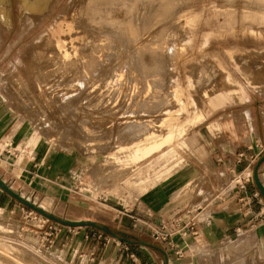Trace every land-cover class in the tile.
Masks as SVG:
<instances>
[{
	"label": "rangeland",
	"instance_id": "rangeland-1",
	"mask_svg": "<svg viewBox=\"0 0 264 264\" xmlns=\"http://www.w3.org/2000/svg\"><path fill=\"white\" fill-rule=\"evenodd\" d=\"M4 1H1L4 15L0 19V109L6 106L13 116L3 118L0 127V189L7 197L4 204L0 205V264L158 263L144 248L129 246V241L139 243L141 239H132L126 233L132 230L131 224L136 219H142L141 216H134L135 219L128 217L135 212L138 198L152 189L161 188L166 200L175 204L170 214L165 213L169 219V223L167 220L165 223L175 245L173 249L161 245L167 259L181 260L192 256L187 248H182L184 240L180 234L186 235L190 241L204 239L201 229L206 227L203 223L208 219L197 217V213L203 209L194 206L198 201L195 199L199 198L200 202L206 190L209 193L208 200L212 201L213 198L215 201L210 204L206 202V206L223 207L229 212L238 211L240 206H244L243 202L239 206L235 205L238 204V198L234 203L232 198L236 194L233 191L248 179V184H244L246 195L251 197L253 192H258L261 202L257 204L251 199L250 206L264 207L263 194L254 180L256 173L264 189V180L260 176L264 171V154L250 166L248 178L236 183L240 176L245 177L240 172L247 167L244 161L237 164L238 154L246 153L247 148L258 143L260 138L254 121L264 110V0H154V10H150L154 13L149 15L151 18L144 16L149 21L148 24L146 19L144 21L148 26H142V23L140 27H134L129 35L130 43L135 42L131 43V51L135 52L136 58L132 56L129 61L125 57L127 49L118 46L113 48L111 45L110 49L108 45L107 54L117 55L113 59H106L104 55L101 58V54L93 61L84 57L80 62L77 59H64L60 64V60L56 59L59 60L56 66V61L53 63L50 61L53 59L49 58L46 62L52 63L48 70L43 71H33L32 56L38 49L41 51L43 45L46 49L42 50L45 53L40 58L47 56L51 50V45L45 42L47 38H54V46L58 51L68 50L69 43L74 42V45L80 41L78 35H81L82 30L73 28L71 22L76 17L81 19V16L74 15L76 5L81 0H75L76 4L74 0H32L34 3L39 2V15L35 14L32 25L23 31L18 0ZM70 2L74 5L71 6ZM156 2L162 4L160 8ZM88 4L85 5L86 9H89ZM82 9L81 13L85 15L88 10ZM137 11L134 9L135 14ZM110 15L123 17L118 10L112 11ZM141 26L144 28L142 33ZM121 38L116 45L124 44ZM78 43L74 46L76 52L80 51L81 44ZM105 51L101 49L102 53ZM77 55H80L79 52ZM70 63L73 64L70 66ZM100 64L104 68L102 71L98 66ZM58 65L61 66L58 68ZM65 65L72 70L70 75L66 74ZM40 76L41 80L38 79ZM49 83L52 84L51 90L48 88ZM74 92L78 95L73 96ZM67 97L71 100H66ZM142 97L147 98V103ZM35 100L37 103H34ZM63 100L70 102L64 104ZM219 118L223 122L231 121L238 135L235 150L229 155L234 161L225 162L222 158L221 163L217 157L214 165L211 158L204 155L205 167L214 171L223 167L225 172L203 177L200 173L203 165L193 159L185 139L196 131V146L204 144L206 155L208 151L220 147L221 142L231 141L230 131H220L219 125L215 129L220 132L215 134L206 129L210 122ZM68 119L74 122L75 129ZM145 119L148 121L142 122ZM250 119L251 123L248 122ZM132 120L139 123H126ZM50 126L60 129L52 130ZM68 126L71 128L67 129ZM131 126L135 130V133L131 130L133 134L129 130ZM21 130L36 132L33 150L25 146L28 136L22 134ZM128 130L131 137L126 136ZM12 134L14 137L11 140ZM8 136L7 140L2 141ZM64 137L67 142L62 140ZM87 143L90 146L88 151L82 145ZM61 153L75 155L81 161L69 174L68 185L52 178L57 168L51 167L48 161V156L64 155ZM223 162L226 163L225 167L222 166ZM29 171L36 174L37 180L62 189V201L45 198L40 192L32 191L26 179ZM21 192L25 198L34 199L33 196H38L34 200L44 209L27 202L31 205L29 207L23 203V199L18 200ZM9 198H12L11 203L4 209ZM228 199L233 203L225 206L229 204ZM191 200L193 202L189 205ZM120 218L121 223L118 225ZM138 223L143 226L142 222ZM259 224L263 225L259 221L251 223L243 228L244 232L238 233L236 228L240 226L236 225L227 231L231 240H222L214 246L200 242L198 252L202 254V262L264 264V243L258 245L254 228ZM57 230L60 232L56 236L54 233ZM94 233H101L102 238L98 239ZM237 243L241 245L237 246ZM179 250L181 255L175 253ZM242 251H245L243 257ZM111 252L118 253L115 262L108 259ZM135 257L140 260H135Z\"/></svg>",
	"mask_w": 264,
	"mask_h": 264
},
{
	"label": "crops",
	"instance_id": "crops-1",
	"mask_svg": "<svg viewBox=\"0 0 264 264\" xmlns=\"http://www.w3.org/2000/svg\"><path fill=\"white\" fill-rule=\"evenodd\" d=\"M263 114H264V110H261L259 117L258 118L256 117L254 124H255L257 131H258L259 137L262 138V140L264 142V117H263ZM7 115L13 116L12 112L5 106L3 109H0V127H1V124L3 122L2 121L3 118H5ZM245 117H246V119H248L246 115H245ZM221 120L222 119L219 118V119L214 120L213 122H210L206 126V129L212 134H215L216 132H220L222 130L227 129L232 134V139H231V141L221 142L219 144L220 147H217L216 149L208 151L207 155L205 152V151H207V149L205 148L204 144L199 143V145L196 146V143H197L196 131L190 135H187V137L185 139L186 145H187L188 150H189L190 154L192 155L193 159L202 165H203V162L205 163L204 155L206 158L210 157L211 161L214 165H215V160H217V157H218V162H221V163H222V158H223V160H225V162L234 161L232 158H229V155H230V152H233L235 150L236 142L238 141V140H236V139H238V135L236 134V132L234 130L233 123L231 121L230 122H228V121L223 122ZM248 122L251 123V119L248 120ZM216 125H219L220 131L215 129ZM21 132H22V134H26L28 136V139H27L25 146H28L29 149L32 148L31 150H33L35 147H32V146H34L36 143V137H35L36 132H34V133L33 132L31 133V131L23 132L22 130H21ZM10 136H11V140H12V138L14 137V134H12ZM10 136L5 137L2 141L7 140ZM260 138H258V141H261ZM10 143H11V141L8 144H10ZM6 146H8V145H6ZM245 152H247V150ZM61 154H64V155L59 156V155L54 154L52 158L48 156V161H49V164L51 165V167L54 166L57 168V171L52 175V178L62 180L68 185L69 179H70L69 174L75 168V166L79 165V163L81 161L75 155H69V154H65V153H61ZM59 157H61V158H60V161L58 163ZM225 162H223V165H222L224 167L226 165ZM237 164H239V163H237ZM234 165L236 167V164H234ZM29 166H30V164H29ZM29 166H27V168H29ZM249 168L246 167V169H244L243 171L240 172V174L245 175V177L240 176L241 181H242V179L248 178V175L250 174ZM223 172H225V169L223 167H220L218 170L214 171V170H211L210 168L205 167L204 165H203V170L200 171V173L203 177H205L208 174H211L212 176L214 174L222 175ZM260 176L263 177V180H264V171L262 172V174ZM35 177H36V174L31 173L30 171H29V174L26 176V179L29 180V182H30L29 186H31L32 191L34 190V191L40 192V194L42 196H44L45 198H51V199H54V200H57L60 202L62 201V197L64 196L62 189H60L58 187L51 186V185L47 184L45 181L41 182L40 180H37ZM261 180H262V178H261ZM245 183H246V185L248 184V179L245 180ZM242 185L243 184L238 185L237 189L235 191H233V194H236V195H242L243 194L241 197L234 195V198H232L234 203L237 202V198H238V204H235L237 206H239L241 204V202H243L242 206H244V208L240 206V209L238 211L229 212V210H225V208H223V207L220 208V207L206 206V205L210 204V202H215V201H213V198H212V201L208 200L209 193L207 192V190L205 193V197L203 196L202 198H200V202H198L199 198L195 199L198 201L195 204L194 208L198 207L199 209H203L201 212L197 213V217H199L200 219H205V220L208 219V221L203 223V224H205L206 227L204 229H201L203 231V235H204L203 240L198 239L197 241H190L186 238V235L183 234V236H182L183 240H184L182 243V248H187V250L192 254V256L190 258H184L181 260L178 258L167 259L164 256V250L161 248L162 246L160 244L155 243L152 240L153 232L158 230L160 225L166 224L165 223L166 220L167 221L169 220L168 218L165 217V213L170 214L172 212V210L174 209L173 205H175V204L171 203L169 200H166L167 198L165 197L161 188H159L158 190L152 189L147 194L138 198L139 202L134 206L135 212L133 213V215H130L128 217H130L131 219H135L134 216H141L142 219H139L137 217L138 219H136V221L134 222L135 224L134 223L131 224V226L133 227L132 230H127L126 233H129V236L132 239H135V240L141 239L139 241L141 243L140 244L139 243L133 244V247L136 248L138 246V247L144 248L146 253L150 257L154 256L155 259L158 260L159 264H167V262H169L170 264L171 263L172 264H202L203 263L201 260L202 254H199V252H198V245L200 242H204L206 244L214 246L218 243H221L222 240H224V241H226L228 239L231 240L232 238H230L227 235L228 230H231L233 227H235L237 225V226H240V228L242 230L240 228H236V232L237 233H238V231L244 232L243 228L247 227L251 223H258V221L263 223V225L259 224V225L254 226V228L256 229V231H255L256 235H258V237L256 239L258 241V245L260 246V242L264 243V217H263L264 207L250 206V203L252 202L251 197L246 195V191L244 190L245 185L243 186V188H242ZM253 193H255V192H253ZM250 196H252V195H250ZM33 197L35 199V197H38V196H33ZM6 198L7 197L5 195H3V191L0 189V201H2V203H0V205L4 204V201H6ZM11 200H12V198L8 199L4 209L6 208L7 204L11 203ZM38 200H39V198H38ZM218 200H222V198L218 199ZM228 200H229L228 201L229 204H226L225 206H227V205L229 206L231 203H233V202H231V199H228ZM192 202H193V200H191L190 203H188V204L190 205ZM206 202L208 204H206ZM179 204H182V203H179ZM179 204H176V205H179ZM186 205L187 204L185 203V206ZM247 205H248V207H246ZM171 208H173V209H171ZM0 209H1V207H0ZM138 213H140V215ZM116 217H118V214L116 215ZM138 222H142L143 226H140ZM120 223H121V218L118 221V225H120ZM168 223H169V221H168ZM144 225H145V227H144ZM249 230H251V229H249ZM248 231H245V233ZM236 235H235V237H236ZM144 243L148 244V245H145ZM240 245H241V243H237V246H240ZM129 246H130V244H129ZM151 246H154V248H152ZM194 247H195V249H194ZM244 252L245 251L240 252L241 254L243 253L241 255V257L245 256ZM117 254L118 253L111 252L110 255L108 256V259L110 261L112 260L113 262H115V260L117 259ZM133 257H134V255H133ZM193 257L195 259H193ZM135 260L139 261L140 258L135 257ZM170 261H173V262H170ZM158 263L156 261H154L152 264H158ZM203 264H205V263H203Z\"/></svg>",
	"mask_w": 264,
	"mask_h": 264
},
{
	"label": "bare ground",
	"instance_id": "bare-ground-1",
	"mask_svg": "<svg viewBox=\"0 0 264 264\" xmlns=\"http://www.w3.org/2000/svg\"><path fill=\"white\" fill-rule=\"evenodd\" d=\"M1 1L2 0H0V19H2L3 18V15H4V12H3V8H1L2 6H1ZM72 1V0H71ZM90 2L89 0H81V1H79L78 2V4L76 5V8H75V12L77 13H74V15H76V16H81V19L80 20H78L77 19V17H76V20H78L77 22H76V20H74V21H72L71 22V25H73L74 27L73 28H76V29H78V30H82V33H80L81 35H78L79 37H80V41H78V42H80V43H78V45L79 44H81L79 47H80V51H77L76 52V50H75V47L74 46H77V43L75 42V44L73 45V43L74 42H72V43H69L68 44V50H64V51H58V50H56L55 49V40H54V38L53 37H49V38H47L46 39V41H45V39H44V41L47 43V44H49V46H50V52H48L47 53V50H46V53H47V56H43L44 58H40V56L43 54V52L45 53V51H42V50H45L46 49V47H45V45H43V48L41 49V51L38 49L35 53H34V55L32 56V60L34 61V68H32V69H34L33 71H35V69H36V71L38 70V69H40L41 71H43V69H47V68H49L48 66L52 63H49V62H46L47 60H49V58H52L53 60H51L50 59V61H53V63H55V61H56V66H57V62H59V60H60V64H61V61L62 60H64V59H77L78 60V62H80V60L81 59H83L84 57L85 58H88V59H90V61H93V60H95L96 58H98L97 56H99V54H101L100 56H101V58H102V56L104 55L105 57H106V59H107V57L110 59V58H115L117 55L114 53V54H111V53H109V54H107L108 53V51H109V49H108V45H109V48H110V45L113 47V46H115V47H121L122 49L124 48V49H127V52H126V54H125V57H127L126 59H130V58H132V56H134V54H135V52L134 51H131L132 50V47H131V43H133V42H131L130 43V41H129V39H130V36L129 35H131L130 33H131V31L133 32V29H134V27H136L137 28V26H139V25H141L142 23H143V25L142 26H144V25H146L145 24V19L146 18H149L150 16L149 15H151V14H153V13H151L150 12V10H154V7H155V4H153L155 1L153 0V2H151V0H150V2L148 1V0H94V2H90L91 4L89 5L88 4V2ZM3 2H5L4 0H3ZM35 2H37V1H35ZM159 2H160V0H159ZM170 2V1H169ZM38 4H39V2H37ZM37 3H34L32 0H18V7H19V11H20V13H21V30L23 31L24 29H26L27 27H29L30 26V24H31V22L33 21V19H34V16H35V14H38L39 15V8L40 7H38L39 5L37 4ZM53 3V2H52ZM51 3V4H52ZM74 3L76 4V2H75V0H74ZM74 3L72 4V2H70V4H72L71 6H73L74 5ZM86 3L89 5V9H86V7L87 6H85L86 5ZM133 3V4H132ZM181 3V2H180ZM156 4H157V2H156ZM165 4V3H164ZM6 5V4H5ZM134 5V6H133ZM158 5V4H157ZM162 5V4H161ZM161 5H158L159 6V8H160V6ZM257 5H259V4H257ZM83 6H85V7H83ZM92 6V7H91ZM180 6V5H179ZM252 6H253V4H252ZM91 7V8H90ZM82 8H85V10H88V12L87 13H85V15L84 14H82L81 12L82 11H84ZM158 8V9H159ZM168 8V7H167ZM178 8V7H177ZM81 9H82V11H81ZM134 9H137L138 11V15H137V12H136V14L134 13ZM52 10V9H51ZM114 10H118V11H121L122 12V14H123V17L122 18H119L118 16L117 17H112L111 15H110V13L112 12V11H114ZM152 10V11H153ZM176 10V9H175ZM71 11H72V9H71ZM73 11H74V9H73ZM148 11V12H147ZM177 11V10H176ZM180 11V10H179ZM69 12V11H68ZM147 12V13H146ZM157 11L155 10V13H156ZM181 12V11H180ZM161 13V12H160ZM166 13H167V11H166ZM171 13V12H170ZM67 14V13H66ZM69 14V13H68ZM143 14V15H142ZM38 15H36V17L38 16ZM135 15H137L136 17H135ZM147 15V16H146ZM168 15V14H167ZM144 16H146V18L144 19ZM155 16H156V14H155ZM75 17V16H74ZM157 17V16H156ZM166 17V16H165ZM8 18V17H7ZM151 18V17H150ZM161 18V17H160ZM74 19V18H73ZM8 20H9V18H8ZM147 20V19H146ZM164 20V19H163ZM1 21V20H0ZM6 21H7V19H6ZM5 21V22H6ZM145 21V22H144ZM151 21V20H150ZM153 21H155V20H153ZM10 22V21H9ZM148 20H147V24H148ZM159 22V21H158ZM7 23V22H6ZM161 23V22H160ZM164 23V22H163ZM77 24V25H76ZM150 24V23H149ZM32 25V24H31ZM75 25L77 26V27H75ZM142 26H141V28H142ZM148 25H146V27H147ZM140 27V26H139ZM152 27V26H151ZM154 27V26H153ZM162 27V26H161ZM72 28V29H73ZM141 28H139L140 30H141ZM0 29H1V27H0ZM29 29V28H28ZM144 28H142V30H143ZM161 29V28H160ZM20 30V31H21ZM163 30V29H162ZM4 32H5V30H3ZM26 31V30H25ZM74 31V30H73ZM155 31V30H154ZM71 32V31H70ZM78 32H80V31H78ZM142 32H144V30L143 31H141V33ZM140 33V34H141ZM149 33V32H148ZM78 34V33H77ZM146 34V33H145ZM144 34V35H145ZM72 35V34H71ZM76 34H73L72 36H75ZM154 35V34H153ZM20 36H21V34H20ZM71 36V37H72ZM120 36H122V38L120 37ZM128 36H129V38H128ZM133 36H135L136 37V35H134V33H133ZM146 36V35H145ZM139 38H140V36H138ZM158 37V36H157ZM66 38V37H65ZM120 38H121V40H122V42L124 43L123 45H116L117 44V42L120 40ZM127 38H128V40H127ZM67 39V38H66ZM141 39V38H140ZM139 39V40H140ZM135 40V39H134ZM142 40V39H141ZM103 41H105V42H107V43H101V42H103ZM43 42V41H42ZM138 42H141V41H138ZM44 43V42H43ZM68 43V42H67ZM101 43V44H100ZM135 43V42H134ZM133 43V44H134ZM47 44H46V46H47ZM62 45H63V43H61ZM71 44V45H70ZM120 44V43H119ZM132 44V45H133ZM139 44H141V43H139ZM60 45V44H59ZM107 45V46H106ZM142 46V45H141ZM42 47V46H41ZM58 47V46H57ZM112 47L110 48V49H112ZM134 47V46H133ZM45 48V49H44ZM64 48V47H63ZM66 48V47H65ZM114 48V47H113ZM135 48V47H134ZM67 49V48H66ZM73 49V50H72ZM101 49H103V50H106L105 51V53H102L101 52ZM136 49V48H135ZM48 50V51H49ZM78 50V49H77ZM121 51V50H120ZM119 51V52H120ZM79 52V54L81 55V57L79 58L78 56H80V55H77V53ZM110 52H111V50H110ZM134 52V53H133ZM138 52V51H137ZM50 54H53V56H50ZM45 55V54H44ZM118 55H119V53H118ZM135 57V56H134ZM138 57V56H137ZM160 57V56H159ZM136 58V57H135ZM152 58V57H151ZM150 58V59H151ZM56 59H59L58 61L56 60ZM55 60V61H54ZM33 61H32V63H33ZM98 61H99V59H98ZM130 61V60H129ZM136 61V60H135ZM31 63V64H32ZM68 63V62H67ZM82 63V62H81ZM95 63H97V62H95ZM98 63H100V62H98ZM149 63V62H148ZM152 63V62H151ZM165 63V62H164ZM30 64V65H31ZM73 63H70V66L72 65ZM135 64V63H134ZM54 65V64H53ZM63 65V64H62ZM68 65V64H67ZM85 65V64H84ZM111 65V64H110ZM156 65V64H155ZM32 66V67H33ZM59 66H61V65H58V68H59ZM77 66V65H76ZM81 66V65H80ZM80 66H78V68H80ZM99 66V69H101V71H102V69H104L103 68V66L100 64V65H98ZM100 66H101V68H100ZM133 66V65H132ZM138 66V65H137ZM151 66V65H150ZM159 66V65H158ZM51 67V66H50ZM105 67V66H104ZM57 68V67H56ZM57 68V69H58ZM64 68H67V70H66V74H68V75H70L69 73H71V71L72 70H70V68L68 67V66H66L65 65V67ZM76 68V67H75ZM74 68V70H76ZM90 68V67H89ZM98 68V67H97ZM142 68V67H141ZM150 68V67H149ZM72 69V68H71ZM107 69V68H106ZM105 69V70H106ZM126 69V68H125ZM131 69V68H130ZM129 69V70H130ZM48 70V69H47ZM54 70V69H53ZM60 71H61V69H59ZM63 70V69H62ZM80 70H82V69H80ZM111 70V69H110ZM137 70V69H136ZM139 70V69H138ZM90 71V70H89ZM101 71L100 72H98V73H101ZM104 71V70H103ZM108 71V70H107ZM132 71V70H131ZM150 71V70H149ZM40 72V71H39ZM44 72H45V70H44ZM43 72V73H44ZM48 72V71H47ZM50 72H52V67H51V69H50ZM79 72V71H78ZM136 72V71H135ZM155 72V71H154ZM63 73V72H62ZM77 73V72H76ZM128 73V72H127ZM131 73V72H130ZM143 73V72H142ZM47 74V73H46ZM45 74V75H46ZM51 74V73H50ZM49 74V75H50ZM64 74H65V72H64ZM63 74V75H64ZM65 74V75H66ZM132 74V73H131ZM163 74V73H162ZM38 75V74H37ZM36 75V76H37ZM44 75V76H45ZM53 75H56V74H54L53 73ZM53 75H52V77H53ZM76 75V74H75ZM97 75V74H96ZM141 75V74H140ZM48 76V75H47ZM137 76V75H136ZM249 76V75H248ZM46 77V76H45ZM20 78V77H19ZM41 76L40 77H38V79L39 80H41ZM43 80V79H42ZM52 80V79H51ZM69 81V80H68ZM49 82V81H48ZM79 82V81H78ZM77 82V83H78ZM70 83V82H69ZM72 83V82H71ZM70 83V84H71ZM83 83V82H82ZM141 83V82H140ZM145 83V82H144ZM41 84V83H40ZM63 84H64V82H63ZM69 84V85H70ZM106 84V83H105ZM153 84V83H152ZM52 86V84H50L49 83V86H48V88L50 89V88H52L51 87ZM64 86H66V84L64 85ZM67 86H68V84H67ZM70 86H74V85H70ZM78 86H80V85H78ZM83 86V85H82ZM85 86V85H84ZM86 86H89V84L88 85H86ZM92 86V85H91ZM91 86L89 87V88H91ZM22 87L24 88V89H26V90H29V89H27V87L25 86V85H22ZM57 87V86H56ZM81 88H83V87H81ZM85 88V87H84ZM88 87L86 88V89H89ZM102 88V87H101ZM78 89H80V88H78ZM86 89H84V90H86ZM110 89V88H109ZM19 90V89H18ZM51 90V89H50ZM129 90V89H128ZM19 92V91H18ZM84 92V91H83ZM134 92V91H133ZM144 92V91H143ZM238 92V91H237ZM21 93V92H20ZM73 93V92H72ZM137 93V92H136ZM60 94V93H59ZM81 94V93H80ZM170 94V93H169ZM21 95V94H20ZM65 95H67V94H65ZM74 95H78L77 93H75L74 92V94H73V96ZM173 95V94H172ZM18 96V95H17ZM85 96H87V95H85ZM58 97V96H57ZM64 97V96H63ZM62 97V98H63ZM68 97H70V95L68 94ZM67 97V98H68ZM77 97V96H76ZM133 97V96H132ZM144 97V96H143ZM142 97V98H143ZM174 98H175V96H173ZM22 98V97H21ZM65 98V97H64ZM66 98V100H71V99H67ZM71 98H72V95H71ZM74 98V97H73ZM134 98H137V97H135L134 96ZM139 98V97H138ZM78 99V98H77ZM140 100H141V98H139ZM144 99V98H143ZM147 99V98H146ZM146 99H144L145 100V103H147L146 102ZM150 99H151V97H150ZM155 99V98H154ZM173 99V98H172ZM66 100H63V102H64V104H66L65 102H70V101H66ZM136 100V99H135ZM138 100V99H137ZM149 100V99H148ZM142 101V100H141ZM153 101V100H152ZM155 101H157V100H155ZM21 102H23L24 103V101L23 100H21ZM37 103V101L35 100L34 101V103ZM76 102V101H75ZM137 102H139V100L137 101ZM144 102V101H143ZM22 103V104H23ZM72 103V102H71ZM151 103V101H149V104ZM175 103V102H174ZM69 104V103H68ZM72 104H74V103H72ZM72 104H69V106L70 105H72ZM78 104V103H77ZM99 104V103H98ZM104 104V103H103ZM106 104V103H105ZM136 104V103H135ZM139 104V103H138ZM159 104V103H158ZM157 104V105H158ZM164 104H165V102H164ZM163 104V105H164ZM169 104H171L172 105V103L170 102ZM145 105V104H144ZM151 105V104H150ZM154 105V104H153ZM156 105V104H155ZM170 105V106H171ZM27 106V105H26ZM143 106V105H142ZM168 107V106H167ZM26 108V107H25ZM27 108H29V107H27ZM173 108V107H172ZM171 108V109H172ZM143 109V108H142ZM144 109H146V108H144ZM156 109V108H155ZM26 110V109H25ZM29 109H27L26 111H28ZM67 110V109H66ZM80 110V109H79ZM148 110V109H147ZM25 111V112H26ZM30 111V110H29ZM169 111V110H168ZM171 111V110H170ZM68 112H70V111H68ZM29 113V112H28ZM39 113V112H38ZM156 113V112H155ZM163 113H164V111H163ZM30 114V113H29ZM32 114V113H31ZM146 114V113H145ZM154 114V113H153ZM167 114V113H166ZM26 116H28V115H26ZM134 116V115H133ZM29 117V116H28ZM77 117V116H76ZM88 117V116H87ZM90 117V116H89ZM81 118V117H80ZM73 119V118H72ZM93 119V118H92ZM91 119V120H92ZM60 120H61V118H60ZM60 120L59 121H57V124L58 123H60ZM64 120V119H63ZM68 120H70V119H68ZM88 120V119H87ZM73 121V120H72ZM75 121H77V118H76V120ZM148 120H144V121H142V122H147ZM51 122V121H50ZM78 122V121H77ZM81 122V121H80ZM134 122H137V124L139 123V121H137V120H132V121H129V122H126V123H130L131 125H136ZM153 122H155V120H153ZM47 123V122H46ZM54 123V122H53ZM62 123H63V121H62ZM70 123H72L71 124V126L72 127H74V122H71V120H70ZM56 124V123H55ZM54 124V125H55ZM87 124V123H86ZM47 125H48V123H47ZM61 125H63V124H61ZM66 125V124H65ZM63 126V127H66V126ZM89 125H90V123H89ZM49 126V125H48ZM48 126H46V127H48ZM57 126V125H56ZM86 126V125H85ZM88 126V125H87ZM86 126V127H87ZM99 126V125H98ZM139 126V125H138ZM62 127V128H63ZM85 127V128H86ZM89 128H90V126H88ZM107 127V126H106ZM61 128V129H62ZM69 128V126L67 127V129ZM71 128V127H70ZM69 128V129H70ZM76 128L78 129L79 127H78V125L76 126ZM83 128V127H82ZM131 128H132V126H131ZM50 129H52V130H54V129H56L54 126L52 127V126H50ZM58 129V128H57ZM56 129V130H57ZM59 129H60V127H59ZM58 129V130H59ZM66 129V128H65ZM74 129H75V127H74ZM76 129V130H77ZM84 129V128H83ZM127 129V128H126ZM134 129V127L132 128V129H129L130 131L131 130H133ZM63 130V132H64V128L62 129ZM73 130V129H72ZM72 130H70V131H72ZM129 130L126 132V133H128L129 132ZM70 131H65V132H69V133H71ZM83 131V130H82ZM125 131V130H124ZM134 131V133H135V130H133ZM149 131V130H148ZM58 132V131H57ZM60 132H61V130H60ZM74 132H78V131H74ZM86 132V131H85ZM85 132H83V133H85ZM89 132V131H88ZM91 132V131H90ZM103 132V131H102ZM111 132V131H110ZM32 133V132H31ZM52 134V133H51ZM57 134V133H56ZM61 134H62V132H61ZM63 134H66L67 135V133H63ZM78 134V133H77ZM86 134V133H85ZM84 134V135H85ZM90 135H91V133H89ZM94 134V133H93ZM106 134V133H105ZM131 134H133L132 133V131H131ZM131 134H129L128 133V135H126V136H130ZM53 135H55V134H52V136ZM60 134H58L57 136L58 137H60L59 136ZM66 135H65V137H66ZM71 135V134H70ZM80 135H83V134H81L80 133ZM80 135H78V136H80ZM87 135V134H86ZM85 135V136H86ZM121 135V134H120ZM124 135V134H123ZM146 135V134H145ZM56 136V135H55ZM71 136H73V135H71ZM75 136H77V135H75ZM93 137H94V135H92ZM101 136H102V134H101ZM122 136V135H121ZM132 136V135H131ZM130 136V137H131ZM61 137H63V135H61ZM61 138L62 140H66V142H67V139L66 138ZM68 137V136H67ZM74 137V136H73ZM90 137V136H89ZM93 137H90V138H93ZM97 137V136H96ZM99 137V136H98ZM110 137V136H109ZM134 137V136H133ZM78 138H80V137H78ZM83 138V137H82ZM81 138V139H82ZM86 138H87V136H86ZM140 138H141V136H140ZM139 138V139H140ZM60 139V138H59ZM58 139V140H59ZM80 139V140H81ZM83 139H85V138H83ZM96 138H94V141H96L95 140ZM100 139V138H99ZM105 139H106V137H105ZM124 139V138H123ZM127 139H129V137H127ZM131 139L132 138H130V141L129 142H131ZM69 141H70V139H68ZM72 140V139H71ZM87 140V139H86ZM85 140V141H86ZM89 140H91V139H89ZM125 140V139H124ZM84 141V142H85ZM93 141V140H92ZM117 141V140H116ZM133 141V140H132ZM135 141V140H134ZM64 142V141H63ZM65 142V143H66ZM118 142V141H117ZM78 143V142H77ZM76 143V144H77ZM80 143H82V142H80ZM86 143V142H85ZM89 143V142H88ZM88 143L87 144H82L83 145V147H82V145H81V147L85 150L86 149V151H88L89 150V148H90V146L88 145ZM99 144H101L102 145V143H99ZM118 145V144H117ZM101 147V146H100ZM94 148V147H93ZM99 148V147H98ZM102 148V147H101ZM100 148V150H104V149H101ZM103 148H104V146H103ZM95 150V149H94ZM93 151V150H92ZM96 151V150H95ZM240 178L241 177H239L237 180L238 181H236V183H239L241 180H240ZM19 197L21 198V199H23L24 201H26V202H30V203H32L33 205H38V208H41V209H44V207H43V205H39V204H37V202H35V200L33 199V198H25L24 197V193H20L19 194ZM232 263V262H231ZM245 263V262H244ZM36 264V263H35ZM234 264H236V263H234Z\"/></svg>",
	"mask_w": 264,
	"mask_h": 264
},
{
	"label": "built area",
	"instance_id": "built-area-1",
	"mask_svg": "<svg viewBox=\"0 0 264 264\" xmlns=\"http://www.w3.org/2000/svg\"><path fill=\"white\" fill-rule=\"evenodd\" d=\"M264 154V142L258 141V143L252 144L247 148L246 153H240L238 154V161L237 163H241V161H244L247 163V167L249 168L251 165H253L257 160H259V157ZM244 184L242 185L243 188ZM259 193L255 192L252 194L251 199L255 200L257 204L261 203L258 199ZM13 213V211H11ZM180 225V222H178ZM194 225V224H193ZM178 227V225H177ZM184 228V227H183ZM60 230H57L54 234L57 236ZM179 232V231H178ZM194 234H196L194 232ZM94 236H97L98 239L102 238L101 233H94ZM171 233L169 232V229L166 224H162L159 226V229L153 232L152 234V240L155 243H158L160 245H166L168 248H175L174 242L170 239ZM180 236H183V234H180ZM127 251V247L125 248ZM176 254L181 255V250L176 251ZM133 257V255H130Z\"/></svg>",
	"mask_w": 264,
	"mask_h": 264
},
{
	"label": "water",
	"instance_id": "water-1",
	"mask_svg": "<svg viewBox=\"0 0 264 264\" xmlns=\"http://www.w3.org/2000/svg\"><path fill=\"white\" fill-rule=\"evenodd\" d=\"M262 160H264V156L262 157ZM254 180H255V184L257 185V187H258V189L260 190V192L263 194V197H264V189H263V187H262V185L260 184V182L258 181V178H257V174L255 173L254 174ZM13 196H15L16 198H17V196L16 195H14V194H12ZM18 200H20V201H23L21 198H17ZM23 203L24 204H26V205H29L27 202H25V201H23ZM31 205H29V207H30ZM50 218H52V217H50Z\"/></svg>",
	"mask_w": 264,
	"mask_h": 264
},
{
	"label": "trees",
	"instance_id": "trees-1",
	"mask_svg": "<svg viewBox=\"0 0 264 264\" xmlns=\"http://www.w3.org/2000/svg\"><path fill=\"white\" fill-rule=\"evenodd\" d=\"M127 241V240H126ZM139 243H141V242H139ZM129 244L130 245H133V244H136L135 242H131V241H129ZM145 244V243H144ZM145 245H148V244H145ZM152 248H154V246H151ZM158 249V248H157Z\"/></svg>",
	"mask_w": 264,
	"mask_h": 264
}]
</instances>
